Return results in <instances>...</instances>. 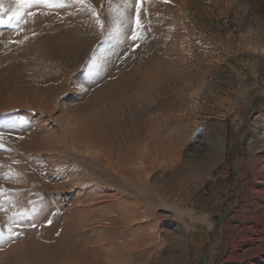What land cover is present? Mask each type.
<instances>
[{"label":"rangeland","instance_id":"1","mask_svg":"<svg viewBox=\"0 0 264 264\" xmlns=\"http://www.w3.org/2000/svg\"><path fill=\"white\" fill-rule=\"evenodd\" d=\"M62 1L70 2L0 0V264L45 260L42 248L24 245L52 223L47 197L68 208L75 192L66 183L99 176L100 190L116 187L102 183L115 176L98 166L99 148L70 144L96 121L114 137L141 124L153 139L151 173L123 185L151 211L149 227L172 234L161 201L207 214L208 224L176 213L189 229L176 254L183 264H226L250 232L245 215L256 197L247 143L253 120L264 130V0H98L101 25L85 60L62 78L14 84L36 46L58 32L52 25L75 21L70 5H52Z\"/></svg>","mask_w":264,"mask_h":264},{"label":"bare ground","instance_id":"2","mask_svg":"<svg viewBox=\"0 0 264 264\" xmlns=\"http://www.w3.org/2000/svg\"><path fill=\"white\" fill-rule=\"evenodd\" d=\"M10 1L13 7L39 6L36 0ZM87 1L91 4L87 8L83 7V0L52 4L57 7L70 5L67 6L70 8L68 13L75 21L71 25H52L51 29L58 32L45 37L36 46L32 61L22 66V75L16 77L14 84L62 78L67 69L77 67L85 60L98 38L102 20V16L97 15L100 1ZM78 9L81 11L77 12ZM116 83V80L112 82ZM50 86L47 85L48 88ZM17 90L22 93V88ZM142 126L140 124L138 130L122 128L114 137L104 130L101 122L96 121L95 129L70 136L71 146L79 151L97 148L102 151L98 166L115 176V180L107 176L102 183L116 181V187L109 192L100 190L99 176L66 183V190L75 192V196L66 202L68 208L64 211L60 198L56 201L47 197L42 210L52 223L42 226L36 236L24 245L27 251L44 250L45 260L37 257L38 264H183L182 257L175 250L184 248L189 229L174 216L180 212L199 222L208 224L210 220L207 214L195 218L194 210L177 211L167 201H161L158 215L172 225V234L168 231L162 234L157 227H149L152 224L151 211L142 212V203L123 187L137 186V179L143 178L146 172L151 173V168H154L151 159L152 150L155 151V147H151L153 139L141 136ZM130 136L134 141L127 142ZM141 140L147 141L145 149L139 144ZM247 148L256 177V187H253L256 197L248 204L249 212L245 215L251 221V229L245 240L232 245L225 258L226 264H264V130L258 120L252 121ZM162 153L166 157L168 148L163 147ZM60 169L64 167L60 165ZM68 197L69 194L64 195L66 200Z\"/></svg>","mask_w":264,"mask_h":264}]
</instances>
